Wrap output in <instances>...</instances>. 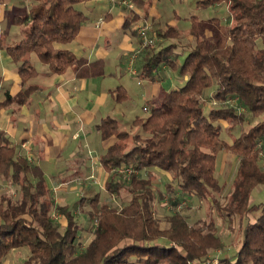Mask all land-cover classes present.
<instances>
[{"label":"trees","instance_id":"16d2710c","mask_svg":"<svg viewBox=\"0 0 264 264\" xmlns=\"http://www.w3.org/2000/svg\"><path fill=\"white\" fill-rule=\"evenodd\" d=\"M88 1L32 0L26 16L13 18L14 25L25 27L20 29L22 38L5 47L20 78L18 101L38 89L29 82L37 75L32 54L51 75L70 70L75 79L104 76L102 59L88 61L55 47L75 39L87 21L76 5ZM197 4L205 9L225 4L228 16L225 20L217 15L208 19L192 16L186 32L189 41L179 46L180 51L178 44H169L156 52H143L144 77L166 65L186 81L163 91L159 106L133 120L139 126L134 135L110 117L96 125L101 140L114 139L99 155L100 165L107 172L122 166L133 171L127 184L112 175L104 183L109 194L126 186L130 198L120 209L100 203L98 194L78 199L72 209L68 204L56 205L41 167L20 153V147L0 130V179L16 187L18 194L16 199L0 195V264L12 250L23 247L28 251L23 264H204L211 259L210 252L224 248L214 221L208 218L189 224L185 215L174 212L165 217L162 227L153 212L156 200L163 197L153 187L151 176H139L151 169L170 176L179 198L206 202L210 212L230 224L242 220L234 258H220V262L264 264V202L249 204L252 190L264 188V0H199ZM180 32L172 25L155 30L161 40L176 39ZM207 89L213 90L211 99L221 106L205 113L202 98ZM111 95L116 102L128 99L120 86ZM231 100L235 105L228 103ZM9 102L6 94L0 107ZM249 118L259 120L241 130L230 144L220 139V121L226 123L230 135ZM221 151L237 159L224 201L216 197L223 188L214 174ZM166 190L172 187L166 185ZM171 198L174 205L180 200ZM86 201L90 209L85 213L93 225L83 247L79 231L84 227L77 224L73 208ZM53 208L65 221L62 232L51 218ZM254 210L259 215L251 219Z\"/></svg>","mask_w":264,"mask_h":264},{"label":"crops","instance_id":"0c3cea01","mask_svg":"<svg viewBox=\"0 0 264 264\" xmlns=\"http://www.w3.org/2000/svg\"><path fill=\"white\" fill-rule=\"evenodd\" d=\"M131 1L133 9L119 3L120 0H90L79 4L76 8L83 12L87 21L73 41L67 44H55L56 48L69 50L88 61L102 59L104 68L109 65L116 66L114 72L106 75L104 70L103 77L93 79H75L70 70L61 75H51L48 73L47 66L42 64L35 54H32L30 60L37 75L29 82L38 85V89L32 92L26 100L20 102L16 98L21 91L20 78L16 72V65L5 51L6 46L22 38L19 26L13 24V18L20 15H14L9 24L5 19L4 9L9 11L19 9L20 12L26 13L33 3L32 0L31 3L30 0H0V44L2 39H6L3 49L0 48V102L6 99V94L10 98L9 104L0 107V130L5 131L13 143H21V147L26 149L28 158L31 151L35 152L31 156L35 157V164L43 170L47 184L58 182L65 185L79 179L82 183L84 180L93 183L92 179L99 177V169L97 175L87 172V176L85 169L88 171L92 163V166L96 164L95 161H90L91 157L93 158L92 153L96 150L103 152L113 143L114 139L101 140L96 125L105 117L113 118L121 125L132 119L130 111H127V104L132 98L131 89L125 80L130 74V72L127 73L130 70L127 57L140 45L136 28L146 23L150 26L149 30L155 31L165 25H172L181 31L179 27L181 20H188L173 9V17H167L166 22L163 23L158 12L161 0ZM187 1L189 0H183V3ZM168 3L173 2L168 0ZM16 5L20 6L16 8ZM160 12L162 13L163 10ZM131 19H133L132 23ZM125 23H127L126 26H123ZM129 23H131L129 27L137 38V44H133L126 34ZM187 30L188 28L186 32ZM123 66L125 69H122ZM159 68L162 76L158 77L157 68H153L149 76L152 87L160 90L162 80L167 78L165 73L171 69L169 67L167 69L166 65ZM144 76V72L140 69L137 78L141 85L137 83V86L146 84ZM112 78L126 91L127 100L123 102L114 100L111 91L118 86L115 88L109 86L108 82ZM182 81L184 83L186 77H182ZM139 91L142 97L146 96L147 92H141L142 89ZM161 91L156 97H160ZM154 96L155 94L152 95ZM144 109L149 111V107H143ZM136 118L143 117L136 116ZM35 123L42 124L43 131L47 133L43 135L45 137L43 142L36 138L37 133L42 129ZM70 134L72 136L68 140ZM29 142L32 147H25V144ZM46 148H49L48 152ZM75 156H81L79 161H82L84 170L72 165ZM97 159L99 163L98 156ZM100 167L102 168L101 165Z\"/></svg>","mask_w":264,"mask_h":264},{"label":"rangeland","instance_id":"374dc122","mask_svg":"<svg viewBox=\"0 0 264 264\" xmlns=\"http://www.w3.org/2000/svg\"><path fill=\"white\" fill-rule=\"evenodd\" d=\"M198 1L199 0H189L183 3V0H172L173 3H168V0H161V2L159 3V9H158L161 22L163 23L166 22L165 20L167 17H173L174 15L173 9H175L179 15L183 16L184 18H187L188 20L192 16H196L197 18H200V19H208L211 17H215L216 14L222 20H225L226 17L228 16V12H227L225 4L218 5V6L216 5L214 7L205 9L197 4ZM30 3H31V0H30ZM119 3H121V0ZM19 6L20 5H16V8ZM165 9H166V13H165ZM160 10H163V12L161 13ZM4 11H5V19L8 21L9 24H11V19L14 15H20L22 17L27 15V12L26 13L23 11L20 12L19 9H14L13 11L4 9ZM188 20L186 21L181 20V23L179 26L181 28V32L179 33L180 34L179 37H177L176 39L161 40L156 36L154 30L148 29L147 31L148 37L151 39H155L154 46L152 48L151 47L143 48L139 45L138 48L134 50L133 53L131 52L129 56L127 57L128 62H129L128 69L130 68V66L135 67V74H132L131 70H129L127 73L130 72L131 75L128 74L125 80V83L131 89L130 96L132 98L129 100L127 104V111H130L132 119L131 121L125 122V124L122 123L121 127L127 130L129 135H134L139 130V126L136 124H133V120L136 118V116H140L144 118L148 115V111H145L146 108L143 110V107L151 108L152 106H155V105L159 106L161 103L163 91H168L172 87L174 88L175 86L183 84L182 77L179 76L177 72L173 70H167V72L165 73L167 78L165 80H162L161 82L160 90H162L161 91L162 94L160 95V97H156L160 90L154 89L152 87L150 76L144 77L146 81V84L144 86H137L138 85L137 83L141 85L140 80L137 78V75L139 74L140 69L142 68L141 66H142V61H143V57H142L143 52L145 51L156 52L159 48H162L169 44H178V50H179L180 45H184L189 41V38L186 37V29L189 28ZM144 25H146V23L140 26H144ZM23 28L25 27L23 26ZM23 28L19 27V30ZM126 34L130 38L131 42H133V44H137V38L133 34L131 27L126 28ZM5 42H6V39L1 40L0 48L3 49ZM115 67L116 66L114 65H109L105 67L104 68L105 74L107 75V74L114 72ZM159 67H157L158 77H160L159 75L162 76V73L160 72L161 70ZM38 68L40 69V67ZM122 69H125V66H123ZM108 84L110 87L115 88L116 86H118L119 83L116 82L114 78H112L110 82H108ZM139 89L140 90L142 89L141 92H147L145 97H142ZM212 91H213L212 89H207L202 98V104H203L205 113L208 112V109L210 107L221 106L220 103L211 99ZM153 94H155L154 97H152ZM228 103L231 105H235V101L233 100L229 101ZM63 108H65L64 104H63ZM121 108L123 111H125L123 107ZM238 110L241 113H244L245 111L242 108H239ZM258 120L259 119H256V118H249L248 121L245 122L241 127L235 128L231 132L230 135L227 133V130L225 128L226 123L223 121H220V124L222 126V132L220 135V139L230 144L231 140L237 137L241 130H246L248 126L254 125ZM35 125L39 128L41 127L42 129L37 133L36 138L37 140H40L43 142L45 138L43 135H46L47 133L46 131H43L44 128L42 127V124L35 123ZM142 135L143 134H141V136ZM71 136L72 135L70 134L68 140H70ZM9 139L11 140L10 137ZM14 144L21 147V143H14ZM25 147L31 148L32 145L29 142L25 144ZM45 150L48 152L49 148H46ZM31 152H30V157L28 159L31 162L35 163L34 161L35 157L33 155L31 156V154H34L35 152L34 151L32 153ZM20 153L28 156L26 153V149L22 147L20 148ZM101 153L103 152L102 151L98 152L97 150L94 153H92L93 158L91 157L90 161L91 162L95 161L96 164L92 166L93 164L92 163L90 166V169L87 167L88 171L85 169V174L87 172L88 173L93 172L94 175H97V170L99 169V173H100L99 177L96 176L97 177L96 178L94 176L95 178L92 179L93 183H91L89 180L88 181L84 180L82 183L80 182L81 179L79 180L73 179L74 181H72L71 183H67L65 185H63V183L59 184L58 182L48 184L51 189V196L56 205L68 204L69 207L72 209L73 203H75L78 199L82 198V196L89 199L90 197H93L95 194L99 195L100 203H106L110 207L115 208V209H120L122 206H124L128 202L130 195H129L128 190L126 189V186L119 189L118 192L115 194H109L105 190L103 182H106V180L111 175L113 176L114 179H119L124 184H127L128 179H125L122 176L114 173L112 170L110 172H107L105 171L103 167L101 168L98 163V159H97V156L99 157ZM80 157L81 156H77V157L75 156L74 162H72V165L77 167L80 170H84L82 166V161H79ZM236 167H237V159L235 157L231 156L230 154L224 151H221L217 154L216 161H215L214 174H215V177L219 185H222V188H223L221 194L216 196L217 199H219L220 201H224L225 195H227L230 190V184L235 175ZM88 173L86 174V176L88 175ZM86 176L84 177L86 178ZM139 176L142 178H147L148 176H151L153 187L157 190L156 192L161 194L163 197L162 200H158V199L156 200L154 204V212H153L154 217L159 220L160 225L162 227L166 225L165 217L173 214L174 212H179L185 215L187 217L189 224H194L198 221H206L208 218H211L214 221L215 227L217 229V235L220 238L221 242L223 243L224 248L219 251L210 252L208 255L209 258L211 259L215 258L218 261L220 258H226V257L228 258L231 257L232 259L234 258V255L236 254V251L238 250V245L236 244L237 243L236 236L237 237L239 236V233H240L239 228H240V225L242 224V220L240 222L239 219H235L234 222L230 224L227 220H223L219 218L215 212H210L206 202L202 200H198L197 198H194V197L186 196L182 199L179 198L180 195H179V192L177 191L176 184L173 180H171L168 174H165L155 169H151V170H143ZM60 185H62L61 188H59ZM166 185L171 186L172 190L170 191L166 190ZM2 194H7L11 196L13 199H16L18 196L16 187H13L12 185H9L8 183H5L4 181L0 179V195ZM171 197L174 200L175 199H180V200L177 201L176 204L174 205L170 201ZM263 202H264V188L261 186H258L252 190L251 195H250L249 204L254 206V205H257ZM89 209H90V206L88 204V201L83 203L81 207L73 208V213L76 217L77 224H79L81 227H84V229H81L79 231L80 241L83 247L88 243L90 239L91 233L89 232V230L93 225L92 220H89L88 214L85 213ZM50 215H51V218L59 224V227H60L59 231L62 232V227L65 225V221L62 218V216H60L59 213L54 208L51 210ZM258 215H259V211L254 210L249 215V218L254 219ZM27 257H28L27 248L25 247L17 248V249L12 250L9 253L6 259L3 261V264H23L24 261L27 259Z\"/></svg>","mask_w":264,"mask_h":264},{"label":"built area","instance_id":"2783aa9c","mask_svg":"<svg viewBox=\"0 0 264 264\" xmlns=\"http://www.w3.org/2000/svg\"><path fill=\"white\" fill-rule=\"evenodd\" d=\"M121 4L127 6L129 9H133V3L131 2V0H121ZM149 27L148 25H144V26H138L136 28V34L139 38V43L141 47H153L155 44V39H151L148 37L147 35V31H148ZM130 70L132 72V74H135V67L134 66H130ZM112 171L120 176H122L125 179H129L130 176L133 174V171L131 168L129 167H118V168H114L112 169ZM92 178V177H91ZM204 264H224L220 261H218L217 259H209L207 260Z\"/></svg>","mask_w":264,"mask_h":264}]
</instances>
